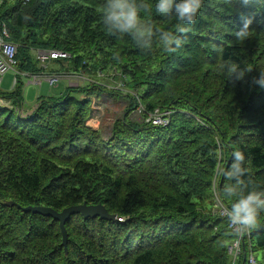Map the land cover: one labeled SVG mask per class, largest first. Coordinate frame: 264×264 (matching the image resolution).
I'll return each mask as SVG.
<instances>
[{"label": "trees", "instance_id": "trees-1", "mask_svg": "<svg viewBox=\"0 0 264 264\" xmlns=\"http://www.w3.org/2000/svg\"><path fill=\"white\" fill-rule=\"evenodd\" d=\"M135 2L150 9L140 10L144 24L175 31L174 15L155 14L156 0ZM103 3L0 0V26L18 45L14 87L0 88V264H233L228 246L238 234L217 199L228 210L238 198L223 193L236 150L245 155L244 190L264 191V89L253 83L264 69V10L244 0H203L174 52L155 40L145 52L130 36L107 32ZM247 18L249 36L237 41ZM35 49L71 57L45 67ZM228 61L252 70L229 80L221 71ZM111 69L130 92L103 87L96 75ZM42 71L89 80L38 96L23 115L24 74ZM102 91L130 100L108 135L88 124L92 96ZM137 98L146 112L170 111L169 122L133 121ZM9 201L56 210L101 203L117 217L72 215L66 251L59 221ZM255 250L264 264V211L235 264H247Z\"/></svg>", "mask_w": 264, "mask_h": 264}, {"label": "clouds", "instance_id": "clouds-1", "mask_svg": "<svg viewBox=\"0 0 264 264\" xmlns=\"http://www.w3.org/2000/svg\"><path fill=\"white\" fill-rule=\"evenodd\" d=\"M202 2L203 0H156L155 14L161 17L174 15L177 21L175 31L154 30L150 25L144 24L140 20V10L150 11V9L147 4L142 2L138 4L135 0H104L102 23L110 34L130 36L142 51H150L155 40L165 51L174 52L181 45L177 34L186 30L185 25H191L196 21ZM244 3L254 4L257 11L264 10V0H244ZM251 24V18L243 20L240 28L234 33L237 41L248 38ZM251 70L247 66L241 67L240 64L231 61L221 65V71L229 80H241ZM253 83L264 89V69H260ZM246 172L244 153L240 150L234 151L233 162L224 172V176L230 183L224 185L223 193L226 198H231L238 193V198L231 203L225 213L229 225L237 231L255 227L258 213L264 211V191L244 190L242 178Z\"/></svg>", "mask_w": 264, "mask_h": 264}, {"label": "rangeland", "instance_id": "rangeland-1", "mask_svg": "<svg viewBox=\"0 0 264 264\" xmlns=\"http://www.w3.org/2000/svg\"><path fill=\"white\" fill-rule=\"evenodd\" d=\"M49 66L50 68L61 67L59 61L58 62L52 61L49 63ZM63 67H67V64ZM16 75L17 74H15L12 70L7 71L3 76L0 74V79H2L0 88L1 89L13 88L14 79ZM85 75L87 76L88 74ZM99 75L100 72H98V75H96V77L100 78L102 83H104L103 87H105L106 89L114 90V91L116 90L123 93H126L128 91L130 92V89L127 88V85L123 81V76L117 75L113 69L109 70L104 75L103 73L100 76ZM86 83H87V79L78 77L73 81L72 85L73 86L83 85ZM65 84H63V82H60L59 80L58 84H55L54 86L49 85L47 82H43L40 86H38L39 88H37V86H33V87L30 86L32 88L30 89V91H28L29 88L27 89V95L29 94V96L26 97L25 107L23 106V108H21L24 109V112H22V114L24 115L25 112L29 109L26 108V106L33 104L37 100L38 96L59 94L61 91H63L64 87L66 86ZM38 90H39V95H37ZM134 94H136V96L139 97V94L137 92H134ZM137 99L139 100L138 104L135 106V109L132 110V112L130 113V118L133 119V121L152 123L154 125H166L169 122L170 111L163 110L158 107L151 112H146L145 106L140 100V98ZM92 102H93L92 106L94 110L92 112L93 115L89 119L88 123L96 128H100L104 135H108L110 133L111 127L116 121V119H118L124 114L126 107L129 106L130 104V100L126 95L116 97L114 96V94L112 95L108 91H102V94H100L99 97H97L94 94L92 96ZM142 104L143 106H141ZM156 114L162 120L161 124H155L153 122V116H155ZM217 206L219 207L220 213L222 214L223 210L225 209V206H223V204L219 201V199H217ZM254 256L259 261L261 260L262 252L259 250H255Z\"/></svg>", "mask_w": 264, "mask_h": 264}, {"label": "built area", "instance_id": "built-area-1", "mask_svg": "<svg viewBox=\"0 0 264 264\" xmlns=\"http://www.w3.org/2000/svg\"><path fill=\"white\" fill-rule=\"evenodd\" d=\"M24 3L29 0H22ZM36 58L39 60L42 66L47 67V64L53 60L59 59H67L71 55L70 53L60 50V49H36L34 50ZM18 53V45L10 40V33L5 25V23L0 26V74L3 76L7 71L12 70L14 73L16 72L15 66L17 63L16 56ZM29 78V81L40 86L43 82H47L49 85L54 86L58 84L59 80H64L68 83V85L73 86V81L78 77L88 79L86 76L82 74H74L69 72L64 73H47L42 71L40 73L33 74H24ZM2 79H0L1 82ZM16 81V80H14ZM75 86V85H74ZM153 122L155 124H161L162 120L160 117L153 116ZM226 209L223 210L222 214L226 215ZM234 231L237 232V238L228 246V250L230 254L233 256V264L238 257V254L241 251L242 241L244 240V236L249 232V229H245L243 231H237L234 227H231ZM247 264H261L260 261L251 253L248 257Z\"/></svg>", "mask_w": 264, "mask_h": 264}, {"label": "water", "instance_id": "water-1", "mask_svg": "<svg viewBox=\"0 0 264 264\" xmlns=\"http://www.w3.org/2000/svg\"><path fill=\"white\" fill-rule=\"evenodd\" d=\"M9 204H16L18 207L24 209L25 211H32L34 213H40L46 216H51L53 219L59 221V225L63 234V244L66 251L68 250V233L66 229V222L74 214H82L84 217H96L106 219H116V214H111L104 204H89L86 201L80 204H73L63 208L62 210H56L51 206L36 205V206H21L15 201H9Z\"/></svg>", "mask_w": 264, "mask_h": 264}, {"label": "crops", "instance_id": "crops-1", "mask_svg": "<svg viewBox=\"0 0 264 264\" xmlns=\"http://www.w3.org/2000/svg\"><path fill=\"white\" fill-rule=\"evenodd\" d=\"M23 80H24V85H23V96H24V99H25V101H24V103L26 102V97L27 96H29V94L27 95V89H28V91H30V89L33 87V86H36L35 84H33L32 82H30L29 81V78L27 77V78H23ZM64 82V81H63ZM63 84H65V83H63ZM30 86H32V87H30ZM37 88H39L38 86H37ZM37 95H39V90H38V92H37ZM36 95V96H37ZM35 105H36V101L33 103V104H31V105H29L27 108H29L25 113H29L34 107H35Z\"/></svg>", "mask_w": 264, "mask_h": 264}, {"label": "bare ground", "instance_id": "bare-ground-1", "mask_svg": "<svg viewBox=\"0 0 264 264\" xmlns=\"http://www.w3.org/2000/svg\"><path fill=\"white\" fill-rule=\"evenodd\" d=\"M11 205H13V204H11ZM82 215V214H81ZM97 217V216H96Z\"/></svg>", "mask_w": 264, "mask_h": 264}]
</instances>
